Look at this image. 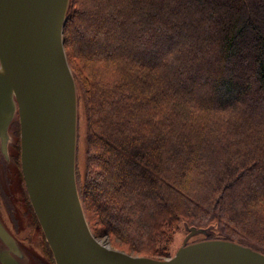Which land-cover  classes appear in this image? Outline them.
<instances>
[{"label": "trees", "instance_id": "16d2710c", "mask_svg": "<svg viewBox=\"0 0 264 264\" xmlns=\"http://www.w3.org/2000/svg\"><path fill=\"white\" fill-rule=\"evenodd\" d=\"M64 45L93 234L159 258L214 225L264 253V0H71Z\"/></svg>", "mask_w": 264, "mask_h": 264}, {"label": "water", "instance_id": "95a60500", "mask_svg": "<svg viewBox=\"0 0 264 264\" xmlns=\"http://www.w3.org/2000/svg\"><path fill=\"white\" fill-rule=\"evenodd\" d=\"M71 0H0V139L18 111L21 164L56 264H264V253L189 226L177 252L161 259L110 248L87 221L77 175L79 95L64 45ZM0 237L13 240L0 221ZM4 264H14L3 260Z\"/></svg>", "mask_w": 264, "mask_h": 264}, {"label": "rangeland", "instance_id": "374dc122", "mask_svg": "<svg viewBox=\"0 0 264 264\" xmlns=\"http://www.w3.org/2000/svg\"><path fill=\"white\" fill-rule=\"evenodd\" d=\"M138 50V49H137ZM9 130V127H8ZM87 117L84 102L79 97V114H78V147H77V175L84 176L86 171V158H87ZM9 135V134H8ZM18 139V137L16 138ZM8 155V149L7 154ZM10 155L16 156L17 160H20V156L18 155V150H15L13 145L10 147ZM1 157V153H0ZM20 163L16 162L14 159L12 161L7 160V165L0 161V211H2L5 206L9 209L11 208V212L16 215V217L24 223L27 228H32V233L35 236H38L42 233L41 227L39 228L37 223L35 222L34 215L30 210V201L27 195V188L24 181L23 171L21 169ZM4 203V205L2 204ZM4 215V213H3ZM4 220L10 227L8 220L4 217ZM189 225L184 222L181 223L180 229L176 232L173 241L169 245V249H167V253L161 254L159 258L167 259L173 256L177 250L183 245L184 240L186 239L189 231ZM212 227L210 230L211 235H216L218 232V227L214 225H210L207 228ZM44 236V234H42ZM217 237H207L205 235H195L193 241H200L204 239H215ZM102 243L107 244L106 240L103 238H99ZM110 248L118 249L124 252L126 247L124 246H116L113 247L110 244H107ZM124 248V249H121ZM128 253V252H127ZM133 254V253H132ZM138 255V254H133ZM146 256V255H144Z\"/></svg>", "mask_w": 264, "mask_h": 264}, {"label": "flooded vegetation", "instance_id": "af4514ba", "mask_svg": "<svg viewBox=\"0 0 264 264\" xmlns=\"http://www.w3.org/2000/svg\"><path fill=\"white\" fill-rule=\"evenodd\" d=\"M8 155L6 156L2 150L1 139H0V161L7 165V160L12 161L14 159L16 162L21 164V154H22V141H21V122L18 111L13 117L8 130ZM18 137V139H16ZM13 145L15 150H18V155L20 160L16 159V156L10 155V147ZM22 169V168H21ZM27 190V189H26ZM28 195V192H27ZM29 197V195H28ZM30 201V198H29ZM4 205V203L2 202ZM5 206V205H4ZM30 210L34 215L35 222L38 227L41 224L36 216L32 203L30 201ZM4 213V215H3ZM7 218L10 227L4 220ZM0 221L5 226L9 234L12 236L13 240L9 242L5 241L0 237V264H4L3 260L14 264H56L52 249L48 243L45 233L40 228L42 233L38 236L33 235L32 228H27L24 223L16 217L14 213L11 212V208L5 206V208L0 211ZM44 234V236L42 235ZM191 237L188 242H194Z\"/></svg>", "mask_w": 264, "mask_h": 264}]
</instances>
